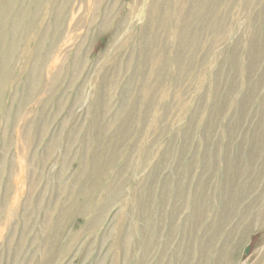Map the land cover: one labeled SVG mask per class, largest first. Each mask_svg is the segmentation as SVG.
Wrapping results in <instances>:
<instances>
[{
	"label": "rangeland",
	"instance_id": "1",
	"mask_svg": "<svg viewBox=\"0 0 264 264\" xmlns=\"http://www.w3.org/2000/svg\"><path fill=\"white\" fill-rule=\"evenodd\" d=\"M0 264H264V0H0Z\"/></svg>",
	"mask_w": 264,
	"mask_h": 264
}]
</instances>
